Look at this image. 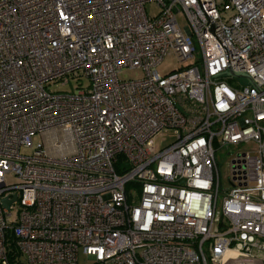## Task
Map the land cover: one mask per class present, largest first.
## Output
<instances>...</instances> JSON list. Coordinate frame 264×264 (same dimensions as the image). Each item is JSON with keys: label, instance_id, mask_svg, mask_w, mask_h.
Segmentation results:
<instances>
[{"label": "built area", "instance_id": "built-area-1", "mask_svg": "<svg viewBox=\"0 0 264 264\" xmlns=\"http://www.w3.org/2000/svg\"><path fill=\"white\" fill-rule=\"evenodd\" d=\"M0 264H264V0H0Z\"/></svg>", "mask_w": 264, "mask_h": 264}, {"label": "rangeland", "instance_id": "rangeland-1", "mask_svg": "<svg viewBox=\"0 0 264 264\" xmlns=\"http://www.w3.org/2000/svg\"><path fill=\"white\" fill-rule=\"evenodd\" d=\"M155 2H151L148 4H145V12L147 14V17H154L156 15H158L159 13V9L157 7V5H155ZM179 19V23L181 26H183V19L181 16L178 17ZM181 65L180 63L177 61V59L175 58V56L168 55L166 56L163 61L161 62L160 65H158L157 71L161 76H165L170 74L173 71H176L177 69H180ZM141 77V73L139 71L135 70H125L123 72H121L119 74V80L122 81H129V80H136L137 78ZM71 84L73 88L76 87V83L75 81H71ZM86 84V83H84ZM70 86H61V85H54L50 88L51 92H68L71 90ZM47 138H42L40 135H37L33 138L32 140V144L34 145V147H36L37 145H47L48 141H46ZM175 140L173 131H167V132H162L161 134H159L156 138H154V148L155 151L157 150H161L165 147H167L168 145H170L171 143H173ZM228 153H230L229 148L225 149V151L220 155L219 158V173L222 179V184L224 186V188H227V185H225V177H227L228 173V167H227V155ZM14 181L12 177H8L6 182H12ZM127 192L129 193H133V189L131 188V186H127ZM16 217V213L15 210L12 213V217H10L12 220H14ZM80 262L83 263L84 259L82 257H80Z\"/></svg>", "mask_w": 264, "mask_h": 264}, {"label": "water", "instance_id": "water-1", "mask_svg": "<svg viewBox=\"0 0 264 264\" xmlns=\"http://www.w3.org/2000/svg\"><path fill=\"white\" fill-rule=\"evenodd\" d=\"M228 75L229 76H233L234 74H232L229 71V74ZM236 76H238V75H234V77H236ZM241 77H243L246 80H248L245 76H241ZM15 201H16V196L13 197V202H15ZM9 205H11V202H9L8 200H6V199L1 200V206H3L4 208L8 209L10 207Z\"/></svg>", "mask_w": 264, "mask_h": 264}, {"label": "trees", "instance_id": "trees-1", "mask_svg": "<svg viewBox=\"0 0 264 264\" xmlns=\"http://www.w3.org/2000/svg\"><path fill=\"white\" fill-rule=\"evenodd\" d=\"M116 171L119 172L118 168H116Z\"/></svg>", "mask_w": 264, "mask_h": 264}]
</instances>
